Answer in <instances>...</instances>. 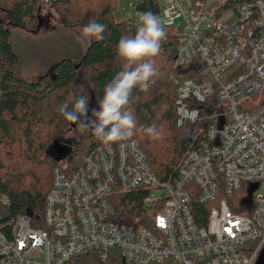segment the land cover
I'll use <instances>...</instances> for the list:
<instances>
[{
    "label": "built area",
    "instance_id": "2783aa9c",
    "mask_svg": "<svg viewBox=\"0 0 264 264\" xmlns=\"http://www.w3.org/2000/svg\"><path fill=\"white\" fill-rule=\"evenodd\" d=\"M156 2L165 27L182 36L171 82L189 147L175 178L162 182L136 140L110 151L100 142L75 168L53 167L42 222L3 221L10 198L0 195V264L256 263L264 247V0ZM144 3L128 1L130 27ZM126 191L146 193L143 217L117 208ZM195 202L210 206L205 224Z\"/></svg>",
    "mask_w": 264,
    "mask_h": 264
},
{
    "label": "trees",
    "instance_id": "16d2710c",
    "mask_svg": "<svg viewBox=\"0 0 264 264\" xmlns=\"http://www.w3.org/2000/svg\"><path fill=\"white\" fill-rule=\"evenodd\" d=\"M119 0H59L53 7H63V18L68 23L69 8L77 10L82 22L95 21L106 25L103 39L94 40L87 48L79 64L63 59L38 80L27 82L15 74L18 55L10 42L9 25L25 28L35 22L41 0H0L1 9L8 15L7 22L0 19V195L10 198V205L2 210L3 221L18 215H27L42 222L45 199L52 183V170L66 161L68 167H76V159L91 152L100 144L90 129L74 147L64 146L66 153L55 155L54 143L74 123L60 112L62 106L71 109L77 97L87 96L89 104L96 103L103 95L108 82L122 69L116 54V46L123 36L135 34L136 26H129L128 19L118 22L114 11ZM244 0H230L236 7ZM77 3H88L90 12L82 13ZM77 5V6H76ZM73 6H75L73 8ZM82 6V5H81ZM75 10V11H76ZM160 16L156 0H145L140 7ZM81 14H84L81 17ZM166 38L161 53L155 58L159 78L148 91L134 90L131 107L137 121L133 137L145 152L149 164L162 182L176 176L180 160L189 143L179 138L176 127V88L171 77L177 71L176 51L182 36L165 27ZM90 73V75H89ZM89 75L90 88H85L84 77ZM155 124L161 133L151 139L140 131L141 126ZM114 203L120 210H134L144 216L143 191L117 193ZM210 206L194 203L192 211L199 224H205ZM148 226V221H141ZM165 264H173L168 261Z\"/></svg>",
    "mask_w": 264,
    "mask_h": 264
},
{
    "label": "clouds",
    "instance_id": "9594fccd",
    "mask_svg": "<svg viewBox=\"0 0 264 264\" xmlns=\"http://www.w3.org/2000/svg\"><path fill=\"white\" fill-rule=\"evenodd\" d=\"M106 25L92 21L83 27L85 39H103ZM166 29L161 17L151 11L136 13V31L132 36H123L116 46V54L122 69L115 74L103 89V95L92 108L88 126L101 144L111 150L113 144L133 137L137 129L134 110L131 107L136 89L148 91L159 78L155 58L161 53ZM68 121L76 122L89 114L87 96L77 97L72 108H60ZM140 131L151 139L161 135L155 124L141 126Z\"/></svg>",
    "mask_w": 264,
    "mask_h": 264
},
{
    "label": "rangeland",
    "instance_id": "374dc122",
    "mask_svg": "<svg viewBox=\"0 0 264 264\" xmlns=\"http://www.w3.org/2000/svg\"><path fill=\"white\" fill-rule=\"evenodd\" d=\"M128 1L129 0L118 1L114 11V19L116 21L121 22L133 16V11L129 9L124 10L127 7ZM209 2L210 0H208V3ZM77 5L76 6L80 10L82 8V13L84 14L91 10V7L87 6L88 3H77ZM74 7L75 6H73V8ZM63 9V7L41 4L35 22H30L25 28L8 26L11 32L10 42L15 52L18 53V64L16 65L17 72L32 76V73L39 71L48 64L52 65L55 61L63 59H68L73 64L80 63L82 54L86 52L91 42L95 39L89 40L84 38L82 30L88 23L82 22V20L77 21V18L80 19L79 15H77V8L75 9L76 11L69 8L70 15L68 18L70 21L68 23L62 16ZM84 14H81V17H83ZM76 16L78 17L76 18ZM160 17L165 27V21L161 15ZM0 19L4 22L8 20L7 13L2 10L1 7ZM179 23L180 20L175 22V24ZM53 66L54 65H52V67ZM52 67H50L47 72H49ZM89 75L85 76L83 79L85 88H90ZM36 80L25 81L32 82ZM95 107L96 103L89 104L88 116L81 117L74 123V128H71L62 136L61 140L58 142V147H74L78 140L90 129L88 126L89 118L92 108ZM54 148L55 147H53V149ZM55 155L57 156L58 153H55Z\"/></svg>",
    "mask_w": 264,
    "mask_h": 264
},
{
    "label": "crops",
    "instance_id": "0c3cea01",
    "mask_svg": "<svg viewBox=\"0 0 264 264\" xmlns=\"http://www.w3.org/2000/svg\"><path fill=\"white\" fill-rule=\"evenodd\" d=\"M17 53V52H16ZM18 54V53H17ZM85 53H83L82 54V57H83V55H84ZM82 57H81V59H82ZM81 59H80V61H81ZM58 61H55L54 63H52V65H54L55 63H57ZM18 64V63H17ZM52 65H50V64H48L46 67H44V68H41L39 71H36V72H34V73H32L31 75L32 76H28V74L26 75V74H21L20 72H17V66L15 67V73H16V75L19 77V78H21V79H23V80H36V79H39L42 75H44L49 69H50V67H52Z\"/></svg>",
    "mask_w": 264,
    "mask_h": 264
},
{
    "label": "water",
    "instance_id": "95a60500",
    "mask_svg": "<svg viewBox=\"0 0 264 264\" xmlns=\"http://www.w3.org/2000/svg\"><path fill=\"white\" fill-rule=\"evenodd\" d=\"M58 146H59L58 143H54L53 147H55L54 148L55 152L58 153V154H61V155L65 154L66 153L65 148H60ZM257 187L258 186L256 184L252 185L251 188H250L249 194L251 195L257 189ZM248 201H251V197L248 199ZM255 264H264V247L261 250V252L259 254V257H258V259H257Z\"/></svg>",
    "mask_w": 264,
    "mask_h": 264
}]
</instances>
